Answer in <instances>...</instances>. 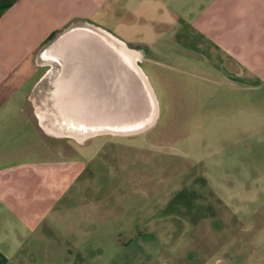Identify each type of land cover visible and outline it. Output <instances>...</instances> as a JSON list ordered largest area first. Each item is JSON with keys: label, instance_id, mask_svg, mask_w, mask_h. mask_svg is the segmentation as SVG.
Returning <instances> with one entry per match:
<instances>
[{"label": "rangeland", "instance_id": "rangeland-1", "mask_svg": "<svg viewBox=\"0 0 264 264\" xmlns=\"http://www.w3.org/2000/svg\"><path fill=\"white\" fill-rule=\"evenodd\" d=\"M141 67L158 112L140 133L80 141L32 132L35 123L42 128V106L32 93L25 145L41 142L37 157H57V181H72L58 186L46 205L43 223L22 248V264H173L179 256L167 253L187 259L210 237L216 256L238 225L261 220L264 78L233 81L162 63Z\"/></svg>", "mask_w": 264, "mask_h": 264}, {"label": "crops", "instance_id": "crops-1", "mask_svg": "<svg viewBox=\"0 0 264 264\" xmlns=\"http://www.w3.org/2000/svg\"><path fill=\"white\" fill-rule=\"evenodd\" d=\"M80 21L130 50L150 85L141 67L148 62L233 81L264 78V0H0V264L23 263L22 248L43 223L58 186L72 181H57V157H37L41 142L26 147L32 120L26 108L49 69L40 60L43 46L52 34ZM152 74L162 79L159 72ZM36 130L44 134L35 123ZM66 164L72 171L73 163ZM261 212L257 223H241L234 236L223 237L216 256L210 237L187 259L167 256H179L173 264H264Z\"/></svg>", "mask_w": 264, "mask_h": 264}, {"label": "water", "instance_id": "water-1", "mask_svg": "<svg viewBox=\"0 0 264 264\" xmlns=\"http://www.w3.org/2000/svg\"><path fill=\"white\" fill-rule=\"evenodd\" d=\"M118 42L80 21L43 46L40 60L49 69L33 93L52 126L68 134L100 130L96 134L123 135L154 116L155 93Z\"/></svg>", "mask_w": 264, "mask_h": 264}, {"label": "bare ground", "instance_id": "bare-ground-1", "mask_svg": "<svg viewBox=\"0 0 264 264\" xmlns=\"http://www.w3.org/2000/svg\"><path fill=\"white\" fill-rule=\"evenodd\" d=\"M118 43H119L118 46H119L120 50L125 51L126 49L123 46V44L120 43V42H118ZM126 51L132 57L133 62L136 63L137 60L135 59L134 54L132 52H129L128 50H126ZM154 106H155L156 112H158L157 102H154ZM156 112H155L154 116H152L150 119H148V121L145 122L143 125H140V126H138L136 128H131L130 130L128 129V130L124 131L123 134L140 133V132L144 131L145 129L152 127L155 124V122H156V118H157V113ZM38 117H39V120H40V123H41L40 126L42 127V129L46 133L50 134L51 136H56V137H59V136L71 137V136H73V137H77L80 141H82L83 139L86 140L87 138H89L90 136L95 135L96 133H100V130H96V131L92 130V131H90L88 133H85V134L82 133V132L81 133H75V134L74 133L73 134H68L67 132L65 133L62 130H59V129L55 128L54 126H52V124L49 122V120L46 118V116L42 112L38 111ZM114 133L117 134V132H114Z\"/></svg>", "mask_w": 264, "mask_h": 264}, {"label": "trees", "instance_id": "trees-1", "mask_svg": "<svg viewBox=\"0 0 264 264\" xmlns=\"http://www.w3.org/2000/svg\"><path fill=\"white\" fill-rule=\"evenodd\" d=\"M54 35H55V34H52V35L50 36V38L54 37Z\"/></svg>", "mask_w": 264, "mask_h": 264}]
</instances>
